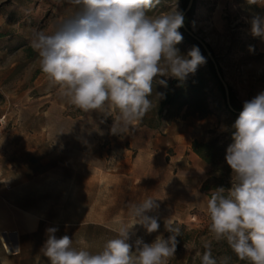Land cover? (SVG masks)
Returning a JSON list of instances; mask_svg holds the SVG:
<instances>
[{
  "label": "rangeland",
  "instance_id": "374dc122",
  "mask_svg": "<svg viewBox=\"0 0 264 264\" xmlns=\"http://www.w3.org/2000/svg\"><path fill=\"white\" fill-rule=\"evenodd\" d=\"M181 3L160 0L148 15L175 7L182 12ZM193 3L191 29L214 52L243 109L244 101L264 91L262 39L251 34L249 23L253 15H264V7L249 6L247 0ZM72 11L68 0H0V264H49L40 253L49 227L58 228L57 237L73 238L74 246L83 238L88 250L99 252L116 235L118 220L128 221L130 205L149 197L159 204L148 215L158 217L160 228L148 234L136 225L130 243L137 237L145 243L165 237L164 223L170 219L194 233L168 264H194L208 243L218 260L248 264L225 241H215L208 228L202 186L224 176L230 189L232 170L226 162L207 164L192 151L194 141H216L218 147L228 141L229 115L224 108L215 110L222 101L205 66L199 70L212 114L171 109L154 121L155 129L136 123L130 133L113 135L117 113H85L62 98L30 45L34 30L51 33ZM177 47L186 55L193 46L183 39ZM156 84L151 113L163 88Z\"/></svg>",
  "mask_w": 264,
  "mask_h": 264
},
{
  "label": "clouds",
  "instance_id": "9594fccd",
  "mask_svg": "<svg viewBox=\"0 0 264 264\" xmlns=\"http://www.w3.org/2000/svg\"><path fill=\"white\" fill-rule=\"evenodd\" d=\"M73 11L51 33L34 30L31 47L40 57V67L59 95L85 113L106 117L115 112L111 133L128 134L152 109L154 83L167 88V79L181 83L206 64L198 46L186 55L177 47L183 41L178 31L184 14L175 7L148 15L160 0H68ZM264 7V0H247ZM251 34L264 39V15L249 21ZM164 98V93L157 94ZM233 143L225 160L232 170L230 189L218 187L207 200L209 230L215 241H225L240 261L264 264V91L243 103L232 125ZM159 208L151 197L129 208L116 235L99 252L88 250L86 241L68 235L57 237V227L46 229L40 253L49 264H168L176 252L180 228L170 219L164 223L167 239L157 235L145 243L137 237L130 243L136 225L146 233L158 232ZM201 264H229L230 257L217 259L211 244L204 245ZM39 259V257H38Z\"/></svg>",
  "mask_w": 264,
  "mask_h": 264
},
{
  "label": "trees",
  "instance_id": "16d2710c",
  "mask_svg": "<svg viewBox=\"0 0 264 264\" xmlns=\"http://www.w3.org/2000/svg\"><path fill=\"white\" fill-rule=\"evenodd\" d=\"M181 2H182L181 3L182 13L184 14L189 4V0H181ZM254 7L255 9L259 10L258 7L256 6ZM194 10H195V4L193 3L191 9L184 15L185 17L184 24L191 31H192L191 16ZM179 32L183 35V39L185 40V42L190 43L192 46L194 45L198 46L202 55L206 57L207 62L206 64H204L206 68V73L208 74L210 80L212 81L213 88L219 94L220 100L222 101V103L219 101V103L215 105V110L224 108V110L229 115L230 126L226 135L228 141L224 146L218 147L216 141H211L209 143H201L198 141H194L192 144V151L198 158H200L202 161L206 162L207 164L218 165L226 162L225 160L226 147H228L230 144L233 143L232 132L234 131V129L232 128V125L234 124L235 120L238 118L240 112L242 111V108L237 105L232 88L229 85H228L229 98L233 110H231L228 107L224 87L220 82V80L218 79L215 68L212 62L210 61V59L207 57L203 48L200 46L198 42L192 39L184 31L182 27L179 29ZM209 49L213 54V56L215 57L217 64L219 66V71L224 78V72L219 64L218 59L216 58L212 49L211 48ZM154 88H159L157 87L156 83H154ZM162 93H164V98H161L160 101L156 104L157 105L156 110L153 111L152 113L150 110L139 122V126L141 127L145 126L150 129H155V127L153 126L154 121L156 119L161 120V118H163L164 111L169 113L171 109L181 110L185 108L189 110L191 114L200 117H205L213 113V111L209 110L208 106L206 105L207 82H205L204 75L201 74V70H199V67L196 73L194 75L190 74L187 80L184 81L183 83L175 79L170 80L168 82L167 88L165 87L162 88ZM150 99L152 100V104H153L152 97H150ZM148 116L150 118H147ZM227 186L228 185H226L224 181V176L220 178L212 177L203 184L202 191L207 194L208 198H210L213 190H215L218 187H223L227 190L228 189ZM173 225L180 228V236H177L176 238L177 239L176 249H179L181 245L191 241V234L194 232H189L186 227L179 226L176 223ZM169 235H171V233L167 232L164 238L167 239ZM200 258H197L194 264H201Z\"/></svg>",
  "mask_w": 264,
  "mask_h": 264
},
{
  "label": "water",
  "instance_id": "95a60500",
  "mask_svg": "<svg viewBox=\"0 0 264 264\" xmlns=\"http://www.w3.org/2000/svg\"><path fill=\"white\" fill-rule=\"evenodd\" d=\"M193 2L194 0H189V4L187 6V9L185 11L184 14H186L192 7L193 5ZM184 29V31L192 38L194 39L196 42H198L200 44V46L203 48L204 52L206 53L207 57L210 59V61L212 62L214 68H215V71H216V74H217V77L218 79L220 80V82L222 83L223 87H224V90H225V93H226V100H227V104H228V107L232 109L231 107V103H230V98H229V87H228V84L226 83L225 79L223 78V76L221 75L220 71H219V66L217 64V61L215 59V57L213 56V54L211 53L208 45L206 44V42H204L203 40H201L198 36H196L193 31L189 30L185 24L184 26L182 27Z\"/></svg>",
  "mask_w": 264,
  "mask_h": 264
},
{
  "label": "crops",
  "instance_id": "0c3cea01",
  "mask_svg": "<svg viewBox=\"0 0 264 264\" xmlns=\"http://www.w3.org/2000/svg\"><path fill=\"white\" fill-rule=\"evenodd\" d=\"M258 47H259V51L261 53H264V39H262L259 44H258Z\"/></svg>",
  "mask_w": 264,
  "mask_h": 264
}]
</instances>
